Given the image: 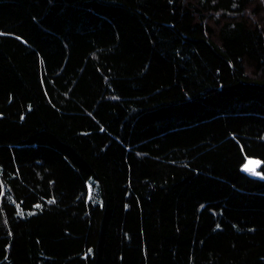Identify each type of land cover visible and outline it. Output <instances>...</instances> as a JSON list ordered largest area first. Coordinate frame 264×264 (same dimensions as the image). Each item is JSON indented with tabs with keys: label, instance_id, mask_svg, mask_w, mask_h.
I'll list each match as a JSON object with an SVG mask.
<instances>
[{
	"label": "trees",
	"instance_id": "16d2710c",
	"mask_svg": "<svg viewBox=\"0 0 264 264\" xmlns=\"http://www.w3.org/2000/svg\"><path fill=\"white\" fill-rule=\"evenodd\" d=\"M0 264H264V0H0Z\"/></svg>",
	"mask_w": 264,
	"mask_h": 264
},
{
	"label": "rangeland",
	"instance_id": "374dc122",
	"mask_svg": "<svg viewBox=\"0 0 264 264\" xmlns=\"http://www.w3.org/2000/svg\"><path fill=\"white\" fill-rule=\"evenodd\" d=\"M261 164V160L259 158H255V157H248L246 160V163L243 165V169L245 170V167L247 166L249 169L254 168L255 169V173L258 174H253L252 171H246L247 173L253 175V176H258L261 177V172L259 171L258 167Z\"/></svg>",
	"mask_w": 264,
	"mask_h": 264
},
{
	"label": "snow or ice",
	"instance_id": "6c2138e0",
	"mask_svg": "<svg viewBox=\"0 0 264 264\" xmlns=\"http://www.w3.org/2000/svg\"><path fill=\"white\" fill-rule=\"evenodd\" d=\"M245 170H246V171H252L253 174H258V173H255V169H254V168L249 169V168L246 166V167H245ZM89 192H91V186L89 187ZM50 202H51V201H50ZM38 207H39V206H38ZM20 214L23 215L22 212H21Z\"/></svg>",
	"mask_w": 264,
	"mask_h": 264
}]
</instances>
